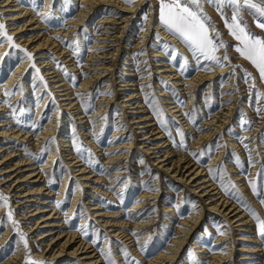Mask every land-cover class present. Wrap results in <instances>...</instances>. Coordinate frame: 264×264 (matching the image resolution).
<instances>
[{
    "label": "rangeland",
    "instance_id": "obj_1",
    "mask_svg": "<svg viewBox=\"0 0 264 264\" xmlns=\"http://www.w3.org/2000/svg\"><path fill=\"white\" fill-rule=\"evenodd\" d=\"M139 1L140 6L138 7V11L132 13V16H134L133 20L129 24V27L124 33L123 37L117 41L119 45L117 47L111 46L98 49V51L110 53L105 54L107 57L112 56L111 52H113V49L120 50L119 55L113 56L112 58L114 59L116 57L115 70L109 76L102 75L104 77L101 76L98 79L97 84H95V87H93L92 92L77 93L83 98L82 104L88 107L86 114L88 115L87 118H89L92 113L97 108H99V103L104 97V88L109 85L111 86L109 88L110 90L108 94H114V92H118L114 98V101L110 103L108 107V111L106 112V122L98 129V137L104 138L106 141H108L114 135L116 128L127 127V130L131 129V131L126 134L125 140H131L130 136L133 134L135 137V144L133 145V149L130 150L127 160L121 161L123 163L127 162V164L125 163V165L122 167L124 169L123 180L118 184L110 185L112 183V181H109L110 178H108L110 172L106 171L105 173L101 174V176L107 178L105 182H108L109 187L105 186L104 184L101 185L102 183H95V185H97L98 188H101L102 191L108 190L112 193L116 192V190L120 189L121 187V190L117 194L119 198L112 200L110 199L111 196L108 194V197L102 196V193L104 192L100 191V189L97 187H95V189L91 188L89 185L84 187L86 184H83V180L79 178L78 175H76L77 172H74V170L70 168V165L66 160V153L64 152L67 149L62 146V142L59 138V135L63 133V131L68 132L69 135L72 136V140L75 142V149L77 150V146H79V151H77L81 156L85 157L89 161L91 166L94 167H105L104 161L102 159L104 158L103 150L106 149L108 144L101 145L98 149L99 151L94 150L88 145V142L85 138L86 135L81 134L83 132L81 129L85 127L84 123L80 124V119H76L78 117L72 116L71 113H67V110L62 109L64 108V105H61L62 102L58 101L60 100L59 97H57L56 93L50 88L51 84L49 80L44 77L42 72L36 74L32 70V60H29L31 65H29V63L26 65L28 67L26 70L27 77L24 76L25 78L23 77L21 82H19V85L22 86V90L16 87H13L12 89H6L8 92L15 91V95H17L20 91H26V95L21 99V101H18V103H11L15 95L5 96L6 90L0 89V94H2L0 95V100L3 102V105L6 106V109L9 110L4 112V118L2 117V119H5L7 118L6 116H9V121L13 120L17 122V118H19L21 121L19 124L30 126L34 123L37 124L40 122V127H42L47 121L52 119L54 112L58 113L59 131L54 137V142H52V138L47 141L46 145H49V151L41 156V152L38 149L34 148L30 144L27 146V143H23L24 146L19 149L22 150V148H28L31 150L33 155H38V157H40L39 164L42 165L47 160L50 150L53 147L58 148L59 158L57 157L56 161L58 169L50 176V181L52 180L54 186L53 196L48 198V202H53H49L47 205L50 203L55 205L58 204V202L59 204L62 203V208L60 211L62 213L61 216L64 217L61 218V220L65 221L68 218V221L73 224V230H79L82 233L86 232L87 236L89 237V241L96 240V247L98 251H101V249L104 250V253L101 252V254L104 255L103 257L107 258V253L110 249L111 256L114 258L116 264H120L119 258L125 257V251H127L129 254L127 255V258L133 263L138 262L135 258V254H133L131 251V245L127 244L128 242L113 236L112 230L117 228V226L106 227L97 220V217H93L92 211L89 210L88 203L90 199L101 200L102 198H105L112 208L108 209L109 211H120L123 213L120 217H117V220L119 221H124V218L122 217L123 215L125 217L126 214H131L132 218H134V216H137L140 214V212L145 211L146 219H151V222H154L151 227H149L150 233L148 238L145 239L147 242L144 244V251L148 252L147 257L156 255L155 253H157L167 244L171 243L175 237H179L181 235L179 232L180 227H183L181 222L187 217L191 216L192 213L198 212L203 208V222H201L197 229H195L190 237H188L187 244L183 246V251L179 252L180 256H177L175 259L170 258L167 264H210L212 254L196 252L197 248L193 243L200 242V245L204 246V248H207V251L213 253V245L218 244L220 238L226 234L228 230L232 232L231 239L220 244V247L217 250L218 253L226 247L229 241H234V264H263L264 251H255L251 252V254L242 252L239 249L241 247L239 243H242V241L237 240L239 234L250 235L251 237L255 236L254 232L242 231L240 228L249 229L248 227L253 226L254 230H258L257 221L251 215L249 208L255 209V211L259 213L261 219H264V204L260 202L261 198L264 197V182H260L258 184L260 196H257L253 193L248 183L249 180H257L258 173L264 169V148H261L264 146V113L256 111L257 107L264 108V100H261L258 103L255 96L256 92H264V81L260 80L259 73L254 68V66L235 51V45L238 42L233 36L230 35L229 29L225 24L226 18L228 22L231 23L233 8L227 4H224L221 6V10L218 11L217 5L210 2V0H203L202 3L203 12L206 13L208 17H210V25L219 31L221 34L220 38L227 44V49H220L217 55L221 58L227 55L230 62L222 59L221 66L214 63L210 64L206 61H201L198 63L191 50L183 43V41H181L175 35L174 36L177 38L176 40H178V42L167 41L165 38L166 34L163 33V30H156L154 28L152 29V26L150 34L148 35V39L145 42L141 40V47L137 49L136 41L134 40L140 38L137 36L141 33L140 29L147 27L149 23H151L150 20L154 18L151 16L153 12H150L153 10V8L158 9L156 12L157 15L155 16L159 18V0H135V2L131 5H134ZM32 2L36 4H27V6L31 7V9L35 7V11L33 12L39 15L37 6L45 5V0H32ZM50 3L52 4L50 7L52 15L49 19L45 20L48 25L51 24L62 26L60 24L68 22V20L74 17L78 12L77 0H52ZM56 5L59 7V9H56ZM111 7H113L115 10L118 9L114 6ZM43 8L44 7H41L40 10L43 11ZM105 9H107V6H101L100 8L96 9L91 20L85 22L81 27V30L76 31L79 34L63 39L61 35L58 37L53 35V37L58 39V42L61 43V45H64L68 53L72 52L73 54H76V57L79 58L78 66H76L74 71L71 69V67H69V62L65 61L62 56H60L55 51L47 50L49 52L48 55L51 56L50 59H52L53 66H57L59 64L60 67H58V69L62 73L65 72L61 69L66 68L71 90L73 92L78 91L81 85L82 76L86 75L87 73L85 66L87 65L89 52L95 51L90 48L96 41L97 35L100 32H103V27H100L97 29V31H95V28L99 26V22L102 16L105 14ZM221 12H223V16L221 15ZM8 14L9 12H5L0 16L5 17ZM241 15L243 17L242 22H246L248 29L251 32L264 37V29L257 27L256 17L252 14V12L247 9H242ZM117 17L120 16L118 15ZM5 20L6 19L4 18L3 20H0V22L4 24H10L14 22ZM11 26L12 25H7L8 31ZM56 26H54V28H56ZM27 29H30V27ZM52 29L53 28H50L49 30ZM31 32H33V30H31ZM31 32L28 33L31 34ZM166 32L170 33L167 29ZM111 37H116V34H113ZM72 40H75L76 43L71 44L70 42ZM108 42L114 43L113 39H109ZM127 43L130 45H127ZM179 43H181L184 48H182ZM165 44H167L169 47L165 48ZM6 46L8 48L7 44ZM130 46L133 50L126 49ZM135 50H137V52H135ZM156 51H162L165 57H153V54H155ZM126 52H135V54L132 55L134 59H131L132 62H134L132 67L127 65L128 63L126 64V62H128L127 59H129L127 57L128 53ZM33 58V60H36V56ZM144 58H146V60H144ZM23 59H25L23 53L19 52L16 53V55L6 58L0 62V87L6 84L8 76L15 70V67L19 65ZM112 59L107 58L106 60L100 62L95 61L91 63L95 64L97 62L99 64L105 63L110 65L112 64ZM160 60H163L167 65H174L177 69L179 68L184 71L189 70V76H193L199 70L210 73H214L219 67H225L228 68V70L219 76L216 75L211 80L204 82L202 85L197 86L195 91H187L188 89L179 87L173 81L163 78L164 74L160 72V69H157L160 67H156L157 62ZM35 63L36 67L41 71V65L37 64V61ZM128 68H130L131 71H129ZM209 68L210 70H208ZM245 70H247V72L251 73L252 76L256 78L254 81L255 88L251 87L253 84L252 80L246 81ZM83 71L84 73L81 74ZM131 72L136 74L133 78H137V82L141 84V88L135 87V90L128 89L126 92L119 90L123 88L120 81L125 80L127 78L126 74ZM39 76H43L44 81L47 82V87L41 83ZM73 78L76 80L72 81ZM26 83L29 86L30 84H33V87L28 89ZM232 85L236 86L237 88L228 89V86ZM163 88H167L170 93L176 96V100H179V103L183 106V109L188 107L186 112L188 114V122L191 123L190 125H188V122L181 120V118L178 116L175 117L176 115L173 114L168 108V103H166V100L164 99L165 96L159 95L161 94L160 90ZM135 91H140V98H135L131 104H127V106L123 107V105H126L123 102L126 100L125 95ZM191 95L194 96V100L190 104ZM228 95H232L233 97L230 99H224ZM46 96L49 97V102L45 103L46 108L42 111L44 113H41L43 118L39 119L36 109L39 104L44 103ZM4 98H6L5 101L7 102L4 101ZM140 101H142L143 104L141 110H144L145 107L152 109L151 114L153 117L151 118L156 120L158 125H160V130H163V132H165L166 138H168V143L170 146L162 148V150L158 153L156 152L159 149L156 150L155 148H152V144H149L154 143L153 138H155V135L151 136V134H149L151 141L144 144V141L141 139L146 133L140 132L141 130L137 128L138 126L133 124L134 119L132 118L144 114L135 113L137 112V108H134V105ZM153 105H156L157 107L162 106L163 111L159 116L154 113ZM229 106H232V109H230ZM13 109L16 110L15 113H13ZM21 109L23 111H21ZM150 109L147 110L149 111ZM228 109L233 110L231 116L226 113ZM147 110L145 112H147ZM222 111L223 114L221 113ZM216 114L222 115V118L218 119L217 116H215ZM224 117H229L228 121L224 120ZM209 120H213L212 123L214 125L206 126V121ZM120 122L122 123L119 124ZM40 129L41 128L36 129L33 133L38 132ZM212 129H214V135L209 139L208 142L204 144L202 149H204L206 145L212 144L214 145L215 150L211 156H201L199 153L202 149H194V136L196 133L203 131L207 132ZM180 130H183L184 132V140L187 147L180 146ZM89 131L92 133L93 129L89 128ZM248 131H256V133L245 135V133ZM156 132L158 131H155V133ZM10 142H15V140H0V146ZM141 145L144 146L140 148ZM217 145L218 147H215ZM245 145H247V149L245 148ZM249 150H251V152H249ZM165 151H173L172 154L174 157L159 163L163 158V156H160L163 155ZM181 153L185 156V163H181V170L178 169L176 174H173L171 171L168 172L166 171V168L161 167V164L170 165L169 163H171L172 165L173 159L176 161L179 157V154ZM192 153H197L198 155L194 157ZM218 153H222L220 157L221 160L217 165L215 164V167L208 168L209 166L213 165L210 162ZM190 159L194 162L199 160V165H202L203 168H207L206 170L212 172L217 177L214 181L229 197H232L233 199L235 198L237 205L241 204V208L245 209L246 214L250 216V224L253 225L236 226L237 223L231 224L230 221L225 219L222 214H217L216 212L211 213L208 203L211 202V196L214 195H212V192H210L209 195H206V197L201 199L199 195H201L200 190H202V188H200L198 192H195V188L200 186L199 178H192V175L190 176L192 171L188 173V168L190 166L186 167V162ZM10 163L11 162H8V164ZM221 165L223 168L217 172L218 167ZM4 166L5 165L0 167V173L4 172ZM238 171L243 172L246 180H237L235 175L238 174ZM15 172V174H17L19 171ZM66 173H68L67 175L69 179L67 181V189L65 191L66 202L63 204L62 201H57V193H59L58 191L61 188V181L65 179L64 176ZM179 173H184L185 178L190 176L191 179L187 182L185 179H182L178 176ZM14 176H12V178H14ZM0 180V193H3L9 198V204L13 212V218L18 222V228L13 226L12 221L6 218V213L9 211V208L3 206L2 202H0V237L7 232L8 228H11V235L8 238L7 244H5V246L0 250V262L1 260H5L6 258L12 256L13 253L17 252L19 249L22 258L18 264H25V261L29 256L30 249L31 259L44 261L45 264L63 263V260H66V262L69 263L72 262L73 264H84L80 257H70L64 255L50 261L48 257L50 252L48 251L46 243L37 240L39 238V234L45 230V228L36 229L38 225H35V220L38 216L32 217L35 218V220L22 219L25 216L29 218L30 213L32 212L31 210L42 205L37 203L34 206L35 202H27V207L30 208H24L20 210V207H23L20 202L25 201L26 198L16 197V195H19L20 191H22L19 186H16V179L8 181L7 184H4L3 182L7 180V177L6 175H0ZM229 181L232 183H229ZM86 182L90 183V181ZM143 183L150 187V189L146 191H154L156 193L158 190H160V193L158 195L155 194L158 196L156 199L149 200L148 204L144 206V208L135 212L133 203L137 202L141 192L144 191L142 188ZM22 184L23 188L29 186L28 183ZM222 184L225 187H222ZM245 185H248L250 188L248 192L245 191ZM10 186L11 188L7 190V188ZM225 188H227V192ZM19 189L20 191H18ZM79 191H81V202L79 203L77 210L73 212L74 215L71 216L69 214L70 206L72 204L73 198L77 196ZM46 207H48L49 210L53 208L52 206ZM84 218H87V221L84 223L87 226L81 228V222L84 220ZM125 218L128 219V217ZM27 227L31 228V232L34 230H36V232L31 233ZM19 232H22L27 239V249L24 247V243L20 239ZM128 232L130 233V230H127V233ZM131 235L133 236L132 240L135 239V243L138 245L141 243L140 241H144V239L140 236L141 234L139 233H132L131 231ZM261 240V244H264V237H261ZM243 243L244 245L245 243L248 245H254L252 241H246ZM243 255H248L250 257L248 259H241V256Z\"/></svg>",
    "mask_w": 264,
    "mask_h": 264
},
{
    "label": "bare ground",
    "instance_id": "obj_2",
    "mask_svg": "<svg viewBox=\"0 0 264 264\" xmlns=\"http://www.w3.org/2000/svg\"><path fill=\"white\" fill-rule=\"evenodd\" d=\"M51 1L52 0H45V5H52L50 3ZM27 4L35 5L36 3L32 2V0H0V15L5 12H9V14L5 17L2 16L3 19L5 18V21H14L12 23L9 22L10 24L5 23L6 26L12 25L11 28H9V34L13 36L15 42L18 45H20L23 49H26L28 52H31L33 54V57L36 56V60L34 61H37V64L41 65L40 72H42L44 74V77L49 80L51 84L50 88L56 93V96L59 97L60 100L58 101L62 102L61 105H64V108L62 109L67 110V113H71L72 116L78 117L76 119H80V124L84 123L85 127L81 129L83 130L81 134L86 135L85 138L88 142V145L91 146L94 150H98L101 145L108 144L106 149L103 150L104 158L102 159L104 161L105 167H94L91 166L89 164V161L85 157L81 156L80 153L75 149V142L72 140V136H70L68 132L63 131V133L59 135V138L62 142V146L67 149L64 152L66 153V160L69 163L70 168H72L74 172H77L76 175H78L79 178L83 180V184H86V186L84 187H87L89 185L91 188L95 189V187H97L95 183H102L101 185L104 184L105 186L109 187L108 182H105L107 178L101 176V174L105 173L106 171L110 172L108 176V178H110L109 181H112L110 185L118 184L123 180L124 176V169L122 167L123 165H125V163L127 164V162L123 163L121 161L127 160L128 154L130 153V150L133 149V145L135 144V137L132 134L130 136L131 140H125L126 134L131 131V129L127 130V127L116 128L114 131V135L108 141H106L104 138L98 137V129L106 122V112L108 111L110 103L114 101V98L118 92H114V94H108L110 90L109 88L111 86L109 85L104 88V97L99 103V108H97L89 118H87L88 115L86 114L88 107L82 104L83 98L80 97L78 94L82 92H92L93 87H95V84H97L98 79L102 75L109 76L115 70L116 57L114 59L112 58L113 56L119 55L120 50L113 49V52H111L112 56L107 57L105 56V54L110 53L101 52L98 51V49H103L111 46L117 47L119 45L117 41L123 37L124 33L128 29L129 24L134 18V16H132V13L138 11L140 1L136 2L134 5H131L127 3L126 0H77L78 12L74 17L69 19L68 22L60 24L62 26H56L51 24L48 25L44 18L33 12L35 11V7H33V10L31 9V7H28ZM101 6H107V9L104 10L105 14L104 16H102L99 22V26L95 28V31H97V29H99L100 27H103V32H100L97 35L96 41L90 48L95 51L89 52L87 65L85 66V70H87V73L86 75L82 76L81 85L78 91L73 92L71 90L67 74L62 73L57 66H53L52 59H50L51 56L48 55L49 52L47 50L55 51L60 56H62L65 61L69 62V67H71V69L74 71L76 66H78L79 58L76 57V54H73L72 52L68 53L64 45H61V43L58 42V39H56V37L61 35L63 39L79 34L76 31L81 30L83 24L91 20L92 15L95 13V10L100 8ZM111 6L117 7L118 9L115 10ZM43 7V11H50V7ZM56 9H59L57 5ZM157 11L158 9L155 8L150 11L153 12L151 16L154 18L150 20L151 23H149L147 27H145L144 29H140L141 33L137 35L140 38L134 40L136 41L137 49L141 47V40L145 42L148 39L151 26L152 29L154 28L156 30H163V33L166 34L165 38L167 41L178 42V40H176L177 38L173 34L166 32V28L160 23L159 18L155 16L157 15ZM118 15L120 17H117ZM54 26H56V28H54ZM28 27H30V29H27ZM50 28L53 29L49 30ZM31 30H33V32H31ZM28 32H31V34H29ZM113 34H116V37L112 38L111 36H113ZM53 35H55L56 37H53ZM109 39H113L114 43H109ZM127 45L130 44L127 43ZM179 45L184 48L181 43H179ZM126 49L132 48L130 46ZM8 50L9 49L7 48L5 43H0V54ZM135 52H137V50H135ZM135 52H126L128 53L127 57L129 58L127 59L128 62H126V64L128 63L127 65H129L130 67L134 65V62H132L131 59H134L132 55H134ZM16 53L19 52L17 51ZM153 57L163 58L165 56L162 51H156L155 54H153ZM107 58L112 59V64H99L97 62L95 64L91 63L95 61L100 62L106 60ZM144 60H146V58H144ZM2 61L3 60H0V62ZM28 63L29 65H31L28 59H23L21 63L15 67V70L8 76L6 84L1 86L0 89H12L17 84H19V82H21L24 76L27 77L26 70L28 69V67L26 65ZM157 66L160 67L157 69H160V72L164 74V79L173 81L177 86L188 89L187 91H195L197 89V86L202 85L204 82L211 80L216 75L219 76L227 72L228 70V68L225 67L217 68L214 73L199 70L193 76H189V70L184 71L179 68L177 69L172 64L167 65L166 63H164L163 60L158 61L156 67ZM128 70L131 71L130 68H128ZM83 73L84 71L81 72V74ZM126 75L127 78L125 80L120 81L122 83L121 86H123V88L119 90L126 92L128 89L135 90V87L141 88V84L137 82V78H133L136 74H133L131 72ZM75 80L76 79L73 78L72 81ZM26 85L28 86V89H31L33 87V84H30L29 86L26 83ZM236 88L237 87L234 85L228 86V89ZM160 92L161 94L159 95L165 96L164 99L166 100V103H168V108L173 114L176 115L175 117L178 116L179 118H181V120L188 122L189 119H187L186 115V110L188 109V107L183 109V106L179 103V100H176V96L170 93L167 88L161 89ZM25 95L26 91L18 92V94L14 96L11 103H18V101H21V99ZM125 96L126 100H124L123 102L126 105H123V107L127 106V104H131V102L135 98H140L141 93L140 91H135ZM190 97L191 104L194 100V96L191 95ZM232 97V95H228L224 99H230ZM48 98L49 97L46 96L44 103L39 104L37 106L36 112L39 119L43 118V115L41 113H44L42 111L46 108L45 103L49 102ZM5 100L6 98H4V101ZM142 107V101L137 102L134 105V108H137V112L135 113L144 114L132 118L134 119L133 124L138 126L137 128L141 130L140 132L146 133L141 139L144 141V144L151 141V137L149 136V134H151V136L155 135V138H153L154 143L149 144H152V148H155L156 150L159 149L156 152L158 153L162 150V148L170 146V144L168 143V138H166L165 132H163V130H160V125H158L156 120L154 118H151L153 117L151 114L152 109L145 107L144 110H141ZM231 107L232 106H229L230 109H232ZM147 109L150 110L148 111ZM230 109H228L226 113L231 116L233 110ZM146 110L147 112H145ZM5 111L9 110L6 109V106H4L3 102L0 100V140H15V142L6 143L0 146V167L5 165L4 172H1L0 175H6L7 177V180L3 182L4 184H7L8 181L16 179V186H19L20 189H22V191H20V189L18 190L20 191L19 195L14 194L16 195V197L26 198L25 201L20 202V204L23 205V207L18 206L20 207V210L24 208H30L27 207V202H35L34 206L37 203L42 205L32 209L29 218L25 216L22 219L35 220V218L32 217L38 216L35 220V225H38L36 229L45 228V230L39 234V238L37 240L46 243L48 251L50 252L48 254L50 261H52V259H57L64 255L70 257H80L84 264H108L107 258L103 257L104 255L101 254V251H98L96 247V240H94L95 243H93V241H89V237L85 235V233H82L79 230H73V224L68 221V218L65 221L61 220V218L64 217L61 216L62 213L60 211L62 208V203L56 205L50 203L49 205H47L49 202H53H48V198L53 196L54 186L52 180L50 183V176L58 169L56 164L57 157L59 158L58 148L53 147L50 150L47 156V160L42 165L39 164L40 158H37L38 155H33L31 150H29L28 148H22V150L19 149L24 146L23 143H27V146L28 144H30L41 152V150L45 148L47 141H49L51 138H54L57 135V132L59 131L58 113L54 112L52 119L47 121L44 126L40 127L39 122L36 124L37 127L33 128L32 125H21L13 120L9 121V116H6L7 118L2 119V117L4 118ZM221 113L223 114V111ZM215 116H217L218 119L222 118V115L219 114H216ZM228 119L229 117H224V120L228 121ZM212 121L213 120L206 121V126L214 125ZM121 123L122 122H120L119 124ZM190 124L191 123L188 122V125ZM38 128L41 129L38 132L33 133ZM89 128L93 129L92 133L89 131ZM155 131L158 132L155 133ZM213 133L214 129L207 132L203 131L196 133L193 139L194 149H202L204 147V144L208 142L210 138H212V136L214 135ZM255 133L256 131H248L245 133V135H251ZM143 146L144 145H141L140 148H142ZM261 148H264V146H262ZM172 153L173 151H165L164 154L160 156H163V158L162 160H160L159 163H162V161H166L168 159H171V157H174ZM221 155L222 153L216 154L210 162L213 165L209 166L208 168L215 167V164L217 165L218 162L221 160ZM184 157V154L181 153L179 154V157L176 161H174L173 159L172 165L171 163H169L170 165L161 164V167L166 168V171L168 172L171 171L173 174H176L178 172V169L181 170V163H185ZM8 162L11 163L8 164ZM187 166H190L188 168L189 171L187 170L188 173L192 171L190 176L192 175V178L195 179L199 178L200 186L195 188V192H198L199 189L202 188V190H200V198L203 199V197L209 195L210 192H212V195H214L211 196V202L208 203L209 210L211 211V213L216 212L217 214H222L225 219H228L230 221L231 224L237 223L236 226L253 225L250 224V216L246 214L245 209L241 208V204L239 203L240 205H237V201H235V198L233 199L232 197H229L221 189V187L217 185V183L214 181V174L206 170L207 168H203L202 165H199V160L194 162L190 159L186 162V167ZM15 171L19 172L15 174ZM67 174L68 173H66L64 176L65 179L61 181V188L58 191L59 193H57V201L60 200L63 202V204L66 202L65 191L67 189V181L69 179ZM12 176H14V178H12ZM178 176L182 179H185L187 182L191 179L190 176L185 178L184 173H179ZM235 177H237L238 181L246 180L243 175V172L241 171H238V174H236ZM86 181H90V183ZM22 183H28L29 186L23 188ZM11 186L8 187L7 190H9ZM244 187L246 188V192L250 190L248 185H245ZM142 188L144 189V191L141 192L137 202L133 203V208L135 209V212H137L139 209L144 208V206L148 204L149 200L156 199L158 196H156L155 194L158 195L160 193V190H158V192L156 193L154 191H146L149 190L150 187L145 183L142 184ZM98 189L102 191L101 188ZM120 190L121 187L120 189L116 190V192H114L115 195L114 193L108 190H103L102 192L104 193H102V196L108 197V194L109 196H111L110 199L114 200L115 198H119L117 194ZM80 193L81 191H79V193H77V196H75L72 200V204L69 210V214L71 216L74 215L73 212L77 210V208L79 207V203L81 202ZM88 204L89 210L92 211L93 217H97V220L101 222L104 226H117V228L112 230L113 236L124 240L125 242H128L127 244L131 245V251L133 252V254H135V258L138 261V264H167L170 258L175 259L177 256H180L179 252L183 251V246L187 244L188 237H190L194 230L197 229L201 222H203L202 218L204 216L202 212L203 208L200 209L198 212L192 213L191 216L187 217L181 222L183 227H180L179 232L181 235L179 237H175L173 241H171V243L167 244L165 247L161 248L157 253H155L156 255L147 257L148 252L144 251V244L147 242L145 241V239L148 238L150 233L149 227H151L154 222H151V219H146L145 211L140 212V214L134 216V218H132L131 214H126L125 217H128V219H126L123 215L122 217L124 218V221H119L117 220V217H120L123 213H121L120 211H109L108 209L112 208L105 198H102L101 200L90 199ZM46 206H52L53 208L49 210ZM86 221L87 218H84V220L81 222V228L87 226L84 224ZM248 228L249 229H240L246 232L252 231L254 232L255 236L251 237L250 235L239 234L237 240L242 241V243H239V245L241 246L239 248L240 251L246 252L247 254H251V252L255 251H264V244H261L262 236L260 235L259 231L254 230L253 226ZM27 229L31 232L30 227H27ZM127 230H130V233H127ZM131 231L132 233L141 234L140 236L144 239V241H140L141 243L139 245L136 244L135 239L132 240L133 236L131 235ZM10 232L11 228H8L7 232L1 235L0 250L5 246V244H7L8 238L11 235ZM34 232H36V230L32 231L31 233ZM231 233L232 232L228 230L226 234H224L220 238L218 244L213 245V253L207 251V248H204V246L200 245V242H194L193 244L197 248L196 252L212 254L210 264H234V241H229L222 251H220L219 253L217 252L220 247V244L231 239ZM246 241H252L254 245H248L246 243L244 245L243 242ZM241 257V259H248L250 256L243 255ZM21 258V252H19L18 249L17 252L13 253L12 256L6 258L5 260H1L0 264H18L21 261ZM119 260L120 264H137L131 262V260H129L127 256L119 258ZM63 261V263L56 264H73L72 262H66V260Z\"/></svg>",
    "mask_w": 264,
    "mask_h": 264
},
{
    "label": "snow or ice",
    "instance_id": "obj_3",
    "mask_svg": "<svg viewBox=\"0 0 264 264\" xmlns=\"http://www.w3.org/2000/svg\"><path fill=\"white\" fill-rule=\"evenodd\" d=\"M126 2L132 4L135 2V0H126ZM210 2L217 5L218 11L221 10V6L224 4H227L233 8L231 23H229L226 18L225 24L229 29L230 35L233 36L234 39L238 42L235 45V51L254 66V68L259 73L260 80L264 81V37L251 32L248 29L246 22H242L243 17L241 15L242 9L249 10L256 17L257 27L264 29V0H210ZM202 3L203 0H159V21L171 34L175 35L181 41H183V43L191 50L194 58L198 63L201 61H206L210 64L214 63L216 65H221L222 59L225 61H229V57L225 55L223 58H221L217 55V53L222 48L226 50L227 44L220 38L221 34L219 33V31L210 25V17H208L207 14L203 12ZM43 6L51 7V5L37 6L38 14L42 18L47 20L51 17L52 12L49 11L45 13L44 11L40 10V8ZM221 15L223 16V12H221ZM0 20H3L2 16H0ZM0 43H6L9 49L8 51L0 54V60L10 58L16 55V52L18 51L23 53L25 59L32 60V70L36 74L40 73V69L36 67L33 60V54L31 52H28L26 49L21 48V46L15 42L13 36L8 32L7 26L2 22H0ZM70 43L75 44L76 41L72 40ZM168 47L169 46L165 44V48ZM57 67H60V65L58 64ZM61 70L64 71L65 74H67L66 68ZM208 70H210V68ZM39 79L41 83L45 87H47V82L44 81L43 76H39ZM245 79L246 81L252 80L253 84L251 85V87L255 88L254 81L256 78L253 77L251 73L247 72V70H245ZM15 87L22 90V86L19 84ZM15 94V91H5V96ZM255 96L258 103L259 101L264 100V92H256ZM15 111L16 110L13 109V113H15ZM21 111L23 110L21 109ZM153 111L157 116H159L163 111L162 106L157 107L156 105H153ZM256 111L264 113V108L257 107ZM20 122L21 121L19 120V118H17V123ZM32 127L36 128L37 125L34 123ZM179 135L181 137L180 146L187 147L184 140L183 130L179 131ZM52 142H54V138H52ZM215 147H218V145ZM245 148L247 149V145H245ZM77 150L79 151V146H77ZM214 150V145L209 144L200 151L199 155L211 156ZM47 151H49V145H46L45 148L41 150L40 155L42 156ZM249 152H251V150H249ZM192 155L196 157L198 154L192 153ZM222 168V165L219 166L217 172H219ZM215 178L217 177L214 175V179ZM260 182H264V169H262L261 172L258 173L257 180L248 181L253 193L257 196H260V189L258 187V184ZM229 183L232 182L229 181ZM221 186L225 187L223 184ZM225 190L227 192V188H225ZM0 202H2L3 206L9 208V211L6 213V218L12 221L13 226H16L18 228V222L14 220L13 212L10 208L9 198L3 193H0ZM260 202L264 204V197L261 198ZM249 211L257 221L258 231L260 235L264 237V219H261L259 213L256 212L255 209L249 208ZM19 235L20 239L24 243V247L27 249L28 244L25 235L22 232H19ZM85 235H87L86 232ZM93 243H95V241H93ZM101 252L104 253V250L101 249ZM125 255H129L127 251H125ZM107 260L108 264H116L114 258L111 256L110 249L107 253ZM25 264H45V262L31 259L29 249V256L26 259Z\"/></svg>",
    "mask_w": 264,
    "mask_h": 264
}]
</instances>
